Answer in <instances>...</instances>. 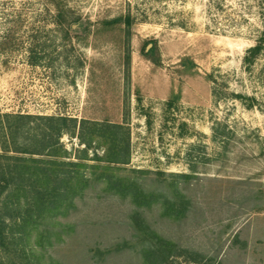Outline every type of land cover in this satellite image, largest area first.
Masks as SVG:
<instances>
[{
  "label": "rangeland",
  "instance_id": "374dc122",
  "mask_svg": "<svg viewBox=\"0 0 264 264\" xmlns=\"http://www.w3.org/2000/svg\"><path fill=\"white\" fill-rule=\"evenodd\" d=\"M18 158L89 182L44 217L28 189L37 226L6 219L0 264H264V0H0V168Z\"/></svg>",
  "mask_w": 264,
  "mask_h": 264
},
{
  "label": "trees",
  "instance_id": "16d2710c",
  "mask_svg": "<svg viewBox=\"0 0 264 264\" xmlns=\"http://www.w3.org/2000/svg\"><path fill=\"white\" fill-rule=\"evenodd\" d=\"M119 20L112 21L109 24H116ZM130 23V20H129ZM261 47H257L253 49V52H257L260 50ZM155 51V46L145 55L151 56ZM154 62L157 63L156 59ZM61 122L67 123L68 121L66 119L59 120ZM74 122V126H64L62 125L60 128L56 129L54 136L57 138V140L64 134L68 133L69 135H75V129H76V121ZM12 137H14V134L11 132ZM79 137L82 139V142L85 144H88L86 147V153L88 152L89 148L92 147V141H88L87 137H84L83 135H79ZM54 145H50V148H53ZM108 149L105 152L104 160L107 162V166H110L112 164L118 165V164H126L125 159H122L121 153H116L114 151L115 146L107 145ZM129 156V155H128ZM124 158V157H123ZM41 161L38 160H29V159H23L18 158L16 160L15 165L12 167V170L6 171V169L0 168V196L3 195L5 192H7L9 186L11 184H14V190H10V194H8L9 199L8 200H1L0 204L3 208L4 214L0 217V224L2 227H0V248H7L6 240L4 242V239L7 237L2 235L1 233L6 231L7 228V221L8 220H16L17 227L21 235H26L27 237L30 236V233L34 228H36L37 223L36 220H33L30 216H23L20 215V213H15L14 211L18 206L21 204V200H25L27 204H29L30 195L29 190L33 191L34 197V204L35 207L40 209V216H43L44 214H50L54 211L58 212L64 207H67V199L68 201H71L75 198L79 192H81L87 184V179L84 177V175L81 173V168L86 167V165L79 164V163H60L59 166L67 167L66 169H62V171H59V169H52L53 165H57V162L50 163L48 161ZM41 163L43 165H41ZM44 166V167H43ZM101 170L107 167H100ZM105 171V170H104ZM105 182L110 185L113 184L115 181V178L113 177L115 175H111V173H103L102 175ZM180 178L190 179L191 177L189 175H180ZM54 179L59 180V182H62L63 189L55 188L53 187ZM135 190V191H133ZM176 191V189L174 188ZM12 191V192H11ZM151 194L146 193L145 191H141L139 187L138 182L132 183V198L133 202L136 203L139 206H142V203H145V201H150L152 198H154V195L152 192H149ZM181 193H177L175 195V202L167 201L164 206V209L168 216L175 217L176 219L180 220L182 219L188 210V203L185 202L183 197L181 196ZM151 202V201H150ZM39 210V211H40ZM15 213V214H14ZM1 214V213H0ZM22 216V217H21ZM44 217V216H43ZM42 217V218H43ZM7 219V221H6ZM6 221V222H5ZM154 238H157V244L152 246V249L156 247H163L167 248L169 245L168 243H163L158 239L157 235H154ZM163 243V244H160ZM167 245V246H166ZM172 246V244H171ZM8 249V248H7ZM147 252V251H145ZM173 250H170L168 254L162 253L164 258L169 259L172 257ZM151 253V252H150ZM147 253L148 255L150 254ZM152 254V253H151ZM201 263V262H200ZM202 264V263H201ZM209 264V263H204Z\"/></svg>",
  "mask_w": 264,
  "mask_h": 264
},
{
  "label": "water",
  "instance_id": "95a60500",
  "mask_svg": "<svg viewBox=\"0 0 264 264\" xmlns=\"http://www.w3.org/2000/svg\"><path fill=\"white\" fill-rule=\"evenodd\" d=\"M152 47H153L152 44H150V45L148 46V48H147V53L149 52V50H150Z\"/></svg>",
  "mask_w": 264,
  "mask_h": 264
}]
</instances>
